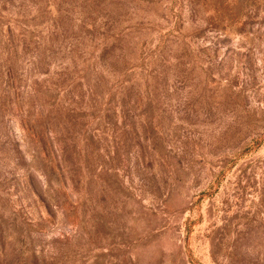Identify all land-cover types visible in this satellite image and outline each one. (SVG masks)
<instances>
[{"label": "rangeland", "instance_id": "1", "mask_svg": "<svg viewBox=\"0 0 264 264\" xmlns=\"http://www.w3.org/2000/svg\"><path fill=\"white\" fill-rule=\"evenodd\" d=\"M0 264H264V0H0Z\"/></svg>", "mask_w": 264, "mask_h": 264}]
</instances>
